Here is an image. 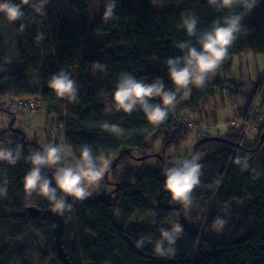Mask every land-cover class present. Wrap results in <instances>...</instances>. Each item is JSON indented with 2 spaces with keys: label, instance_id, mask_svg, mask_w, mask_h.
<instances>
[{
  "label": "trees",
  "instance_id": "trees-1",
  "mask_svg": "<svg viewBox=\"0 0 264 264\" xmlns=\"http://www.w3.org/2000/svg\"><path fill=\"white\" fill-rule=\"evenodd\" d=\"M90 1L49 0L44 6V15L37 14L29 5L23 6L24 18L12 22V29L19 39L17 61L20 70L0 73V96L37 97L63 127L65 142L73 155L79 156L81 145H90L96 155L111 160L112 175L121 185L110 200L107 195H95L89 201H75L72 211L63 214L64 248L70 263L264 264V153L259 157L263 144L257 150L264 126L253 144L246 140L240 144L242 128L228 127L227 133L219 136L230 142L209 141L198 145L195 155L199 157L197 162L202 166V175L196 186L203 191L192 190V203L188 207L179 202L170 203L164 187L163 171L170 167L165 157V163L159 161L152 171L139 175L136 168L127 163L134 154L149 158L146 139L153 133L164 137L165 147H180L193 133L190 129H170L172 119L181 113L202 114L208 96L222 87L221 73L232 68L235 56L250 51L264 55V0H259L244 17L242 26L246 31H242L229 47L228 55L211 78L202 87L190 85L188 89H182L174 105L168 107L167 119L158 123L149 122L142 111L126 114L113 109L105 112V107L112 103L119 75L128 72L145 83L159 78L166 88L172 89L174 85L168 76L166 60L181 57L182 52L176 45L189 39L178 27L181 14L195 13L200 22L198 26L203 29L225 13H217L207 0H157L156 4L160 2L158 10L152 8L156 7L154 0H116L113 13L116 18L105 21L103 14L94 24L95 30L109 34L90 52H85L84 47L93 43L95 32L90 19ZM101 1L106 3V0ZM179 1H185V6L167 9L169 3ZM14 2L20 4L21 0ZM22 23L26 25L23 31L20 30ZM41 32L44 39L38 40ZM152 58L157 64L150 67ZM94 62L106 64V71L93 72L91 64ZM7 63L0 31L1 71ZM75 68L79 69L78 94L76 100L70 102L57 97L48 82L61 69L72 77ZM32 74L35 85L31 84ZM263 81L264 77L255 83V90ZM0 108L14 116L12 107L0 102ZM240 111L245 114L247 108ZM108 113L113 114L112 120ZM105 122L119 124L123 134L105 129ZM6 136L8 146L22 145L23 150L15 165L0 162V181L5 178L9 181L6 196L0 197V264H32L18 244L29 232L36 234L46 249L41 264H62L57 255L54 222L49 218L32 217L27 211L31 205L53 206L52 202L36 194L26 197L23 190V177L31 167L24 158L36 150L37 145L27 142L26 137L23 140L22 134L0 132V139ZM203 138H197L194 145ZM117 157L120 159L114 165ZM254 159L256 162L252 164ZM121 164L125 166L118 173ZM45 174L51 179L52 170H46ZM68 201L73 202L70 197ZM202 201L208 210L200 216ZM230 203L239 205L235 210L238 221L233 227V239L228 242L209 239L203 232L205 222L209 226L215 224L217 218L223 220L222 210ZM135 214L150 217L154 214L152 225L128 230L127 224ZM175 223L183 228V234L175 244L176 254L161 257L155 253L153 241L160 238L161 228H171ZM141 238L144 243L137 247Z\"/></svg>",
  "mask_w": 264,
  "mask_h": 264
},
{
  "label": "clouds",
  "instance_id": "clouds-1",
  "mask_svg": "<svg viewBox=\"0 0 264 264\" xmlns=\"http://www.w3.org/2000/svg\"><path fill=\"white\" fill-rule=\"evenodd\" d=\"M48 2L49 0H21L17 4L14 0H0V15L9 23L20 21L25 16L22 10L25 5L31 6L37 14L44 15V6ZM207 3L217 13L225 14L218 16L210 27L203 29L198 26L200 22L195 13L181 14L178 27L184 30L189 39L176 45L182 52L181 57L166 60L168 76L174 87L166 88L159 78L145 83L131 73L122 72L112 93V103L105 107L106 113L113 109L126 114L142 111L149 122H162L167 119L168 107L174 105L182 89H188L190 85L204 86L228 55L229 47L242 31H246L242 21L258 5L259 0H207ZM115 8L116 0H106L105 21L116 18L113 15ZM237 8L241 11H235ZM25 27V24H20L21 31ZM192 38H195L194 44ZM37 39H44L42 32ZM91 69L93 72H105L107 65L94 62ZM48 87L61 99L71 102L77 98V82L64 69L50 77ZM157 98L159 102L153 103ZM103 127L117 135H122L124 131L119 124L105 122ZM22 150V145L12 148L0 142V162L15 165ZM24 159L31 166L23 177L26 197L31 198L36 194L46 198L61 215L72 211L75 201H83L92 195V191L100 186L110 165L108 159L96 155L88 144L79 147L78 157L73 155L67 144L49 143L43 150H34ZM198 160L197 155L190 159H177L164 169V187L170 196V203L179 202L185 207L191 205V192L202 175V166ZM46 170H52L51 179L45 174ZM8 183L6 178L0 181V197L6 196ZM69 197L72 198V203L68 201ZM224 223L217 218L213 227L219 230ZM182 234L183 228L179 223L168 229L161 228L160 238L153 241L155 253L161 257L175 256V244ZM141 243H144L143 238L137 241L136 246L140 247Z\"/></svg>",
  "mask_w": 264,
  "mask_h": 264
},
{
  "label": "rangeland",
  "instance_id": "rangeland-1",
  "mask_svg": "<svg viewBox=\"0 0 264 264\" xmlns=\"http://www.w3.org/2000/svg\"><path fill=\"white\" fill-rule=\"evenodd\" d=\"M156 1L157 0H154L156 9L151 5L154 10H158L160 8V2L156 4ZM185 4V1L169 3L170 7L167 9H178L185 6ZM104 11L105 4L101 0L90 1V19L92 26H94L95 32L94 41L92 44L84 47L85 52H90L95 45L99 44L102 39L109 34L108 32L95 30L94 24L96 23V21L102 18ZM0 31L2 42L8 57L7 68H5L6 70L4 69V71L0 70V73L17 72L20 70V65L17 61V45L19 39L12 29V23H9L2 15H0ZM156 64L157 63L155 58H152L149 61L150 67L156 66ZM221 74L223 85L221 88L216 89L214 94L208 96L203 106L204 110L202 113H204V116L206 117V120L209 121V123L218 126L220 132L222 134H226L228 131L226 123L229 120H238L241 117V111L239 110V108L248 107L249 97L253 91L254 82L259 81V79L263 78L264 76V55L250 51L235 56L232 68L229 70H224ZM72 78L77 82L78 86V68H75L72 71ZM31 84L35 85V77L33 74L31 75ZM11 111L14 112L13 117H15L14 127L20 128L25 133L27 142L35 143L42 150L49 143L54 145L67 144L64 138V129L62 126L59 127L54 114L48 112L39 113L37 111L19 110L13 107L11 108ZM108 118L109 120H112L113 114L108 113ZM12 121L13 119L11 118L10 114L0 111V132H10L9 125ZM240 124L241 122H238L237 125ZM52 126H54V128ZM258 138L259 132L251 130L246 135V143L253 144L257 141ZM196 139L197 137H195V134L190 135L186 139V141L180 145V147H165L164 137L161 134L153 133L146 139V144L149 146V158L142 159V157L145 156H137L136 154H134L130 156V159L127 161V163L136 168L137 175L145 171H152L153 165L160 161V159L157 157L158 155L165 157L168 165L171 166L175 160L181 158L182 153L187 155V153L193 149ZM69 148L72 151L70 146ZM263 153L264 143L260 149L259 157L262 156ZM255 162L256 159L252 161V164H254ZM124 166V164L118 166V173L122 172ZM106 173L108 175V179H106L104 176V180L101 181L100 186L98 188H95L92 191V195L84 199L83 201L92 200L95 198V195H108L111 191L117 189L119 181L112 175L110 167L108 168ZM193 191L200 193L203 191V189L201 187L195 186L193 188ZM203 204L204 201L200 203V216L203 214V212L208 210L207 207L203 206ZM238 207L239 205L237 203H230L222 210V212L225 214V218L223 219L225 223L219 230H216L213 227L214 224H210L208 226L205 222L203 232L206 233V236L209 239L218 242L231 241L233 239V227L238 221L237 213L235 212ZM194 215L195 213L192 214V216ZM153 218L154 214H151V217L147 215L135 214L132 220L127 224V229L133 230L138 227H150L152 225ZM40 242L41 240L39 239V237L33 232H29L18 241L20 248L26 253L32 264H41V258L47 253L46 249L41 246Z\"/></svg>",
  "mask_w": 264,
  "mask_h": 264
},
{
  "label": "built area",
  "instance_id": "built-area-1",
  "mask_svg": "<svg viewBox=\"0 0 264 264\" xmlns=\"http://www.w3.org/2000/svg\"><path fill=\"white\" fill-rule=\"evenodd\" d=\"M0 102L4 105L25 111H37L39 113L47 112L43 103L37 97L31 98H14L10 95L0 96ZM241 122L240 125H237ZM227 127H241L243 130L240 144L246 140L249 131L255 130L260 132L264 126V81L252 96L250 104L245 114L241 115L238 120H229ZM54 128V126H52ZM60 127V125H59ZM170 129H190L195 137L219 136L222 133L218 126L204 121L198 114L181 113L176 115L170 124ZM0 142L8 144V137H3Z\"/></svg>",
  "mask_w": 264,
  "mask_h": 264
},
{
  "label": "water",
  "instance_id": "water-1",
  "mask_svg": "<svg viewBox=\"0 0 264 264\" xmlns=\"http://www.w3.org/2000/svg\"><path fill=\"white\" fill-rule=\"evenodd\" d=\"M0 111H4V108H0ZM15 117H13V121L10 123L9 128L10 131L12 133H17V134H22V138L24 140L25 133L21 130V129H17L15 127H13V123H14ZM209 141H216V142H222V143H228L230 142L228 139L224 138V137H220V136H209V137H205L203 139H201L200 141H198L194 147H193V151L191 153V155L188 157L189 159L196 154V150L199 144L203 143V142H209ZM264 143V133L260 136V142L257 146V150L260 149L261 145ZM237 146V145H236ZM42 150V149H40ZM127 153L131 155L130 151L127 150ZM132 156V155H131ZM160 161H162L163 163H165L164 158L161 155L157 156ZM147 157H142V159H146ZM120 157H117V159L114 162V165H116L119 161ZM139 159V158H136ZM107 173L105 175V178L108 179L107 177ZM121 187L120 184L117 185V189H115L114 191L110 192L106 197L110 200L112 198V195L119 190V188ZM105 196V195H104ZM28 213L32 216V217H36L40 220L49 218L54 222V235H55V241H56V245H57V255L58 258L60 260V262L62 264H71L70 260L68 259L67 256V252L64 248V244H65V219L63 217V215L59 214L54 206L51 207H47V208H39L35 205H31L27 208Z\"/></svg>",
  "mask_w": 264,
  "mask_h": 264
},
{
  "label": "crops",
  "instance_id": "crops-1",
  "mask_svg": "<svg viewBox=\"0 0 264 264\" xmlns=\"http://www.w3.org/2000/svg\"><path fill=\"white\" fill-rule=\"evenodd\" d=\"M241 64V63H240ZM6 68H7V66H6ZM6 70V69H5ZM4 71V70H3ZM264 77V76H263ZM262 78H260L259 79V81L261 80ZM258 82V81H257ZM255 83L256 82H254V84H253V91H252V93L250 94V97H249V104H250V101H251V99H252V96L255 94V92H256V90H255V87H254V85H255ZM259 88V87H258ZM249 104H248V106H249ZM241 107V106H240ZM246 108H248V107H245L244 109H246ZM241 109H243V107L242 108H239V110H241ZM209 114V113H208ZM203 120H205V121H208V120H206V117L204 116V113H202V114H198ZM241 115H243V114H241ZM211 116V115H210ZM209 122V121H208ZM188 154V153H187ZM185 154H181V158L180 159H182L183 158V156H184ZM186 156V155H185ZM185 156H184V158H185ZM180 157V156H179ZM168 163V162H167Z\"/></svg>",
  "mask_w": 264,
  "mask_h": 264
},
{
  "label": "flooded vegetation",
  "instance_id": "flooded-vegetation-1",
  "mask_svg": "<svg viewBox=\"0 0 264 264\" xmlns=\"http://www.w3.org/2000/svg\"><path fill=\"white\" fill-rule=\"evenodd\" d=\"M11 118L13 119V116H11ZM13 127H14V123H13ZM17 129H20V128H17ZM37 149H40L39 146H36V150H37ZM32 151H34V150H32ZM107 177H108V176H107ZM111 192H112V191H111Z\"/></svg>",
  "mask_w": 264,
  "mask_h": 264
}]
</instances>
